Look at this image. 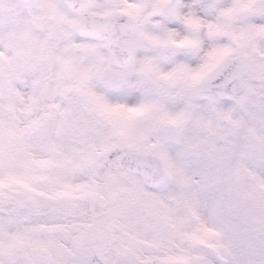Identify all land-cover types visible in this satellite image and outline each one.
Here are the masks:
<instances>
[{
	"label": "bare ground",
	"instance_id": "obj_1",
	"mask_svg": "<svg viewBox=\"0 0 264 264\" xmlns=\"http://www.w3.org/2000/svg\"><path fill=\"white\" fill-rule=\"evenodd\" d=\"M144 1L149 9L158 6L154 3L155 0ZM38 2L41 9L52 11L55 18L69 17L57 0ZM200 3L201 0H177L171 18L181 27L170 28L162 24L157 32H154L155 34L148 33L149 37L143 34L150 45V42H153L151 37L155 36L161 40L169 35L178 39L185 49L190 50L186 53L191 54L195 59L193 63L187 64L186 70L184 68L179 70L182 81H198L197 78L201 76L206 61L220 51H237L240 47L247 54L253 52L264 54V20L256 19L264 16V0L257 2L203 0L202 6L197 8L196 5ZM157 14L160 15V20L166 19L161 11H157ZM19 26L20 24L17 28ZM8 30L7 24L0 25L1 68L10 76L9 47L12 43L5 37ZM24 45L28 47L27 40L24 41ZM34 45V51L38 52V45ZM149 51H144L147 52L146 54L137 50L134 66L130 72L139 70L143 72L146 64L150 69L153 67L155 72L163 70V73L172 72L174 76L173 71L182 66L181 60L163 61L156 55L155 50ZM105 54L106 51L103 54L104 58H106ZM83 56L80 54L79 57L83 58ZM107 65H111L110 61H107ZM75 66L77 65L73 64V67ZM110 68V71L116 74L123 71L121 66L116 68L111 65ZM76 75L78 73L73 74L72 77ZM127 76L126 84L121 89L90 85L83 91V98L88 109L107 126V141H127L129 145L134 146L146 139L144 127L147 125L146 116L151 112L152 103L145 89H141L140 77L129 72ZM56 79L66 82L65 71L57 74ZM253 83H255L252 85L253 88H262L264 93V73ZM10 88L11 98L0 107V113L6 109L9 113L8 116L0 119V133H7L4 127L12 125L15 131H19L23 125L29 127L36 122L38 116L33 112V106L37 101L34 99L32 84L28 88L23 87L12 72V86L6 89ZM204 101L208 103V100ZM232 108L231 105L219 103L215 105V112L219 117L233 118L234 130H236L233 150H226L222 155L219 175L216 178L219 180L218 198L214 200L213 196L202 198L197 192L190 199L177 187L171 190L169 198L165 200L168 203L163 204L155 194L146 188H141L137 191V202L154 208L147 216L154 214L155 217L146 219V216L141 215V211L130 206L119 217L118 223L111 231L110 244L124 251L105 250L93 254L92 259H84L88 256L78 259L80 252L75 251V244L79 239L82 240L80 244L83 246L89 245L87 240L92 239L91 237H95L99 242L105 240L106 233L101 237L98 236L95 225L100 222L99 216L103 212L104 204L109 200L110 192L106 169H101L94 179L92 168L85 172L80 171L86 167L78 165L76 160L71 158L70 152L62 147L58 154L60 170L56 172L57 176L52 173L56 176L54 182L46 183L45 186L44 182L47 180L43 175L38 174L28 179L25 185L18 182L12 184L10 181L3 186L4 189H10L8 191L10 199H33L37 211L25 223H6L7 225L0 227V261L3 257L9 256L8 259H3L5 264H264V245L248 243L230 250L226 245L224 247L221 245V232L216 227V223L221 222L223 230L225 229L230 237L235 236L237 231L236 237L249 238L248 242L255 238L252 236L254 226L259 229L254 232L256 234L262 233L264 228V168L262 166L254 169L251 164H247L243 168L245 175L244 182L241 183L240 198L244 205H248L247 211L250 217L247 218L248 224L242 225V230L235 225L234 217L231 218L235 208L230 206L231 201L227 196L232 181L233 166L238 162L240 156L238 151L242 148L245 136L249 135V141L255 140L261 147L264 146V108H256L252 104L236 111ZM180 109L181 107H176L174 113L168 115L165 113V108V118L168 119L166 123H173ZM196 117L200 125L206 123L203 115L197 114ZM17 133L15 143L26 146L18 151L19 160L25 156L29 159L31 157L32 162H29L33 164L39 155L49 153V148L42 151V148H35L31 144L27 146L20 138L21 133ZM44 172L46 170H42L41 174ZM179 183L180 180L173 174L171 184L176 187ZM198 184L200 183L196 182L192 185ZM22 189H26V192L22 193ZM186 192L191 194V188ZM179 196L185 203L190 199L192 211H197L196 216L192 211L182 209L180 205L172 206L173 200ZM201 205L208 211L203 210ZM212 215L216 216L211 217ZM223 218H227L226 222ZM103 221L102 219L101 223ZM3 224L0 219V226ZM241 239L239 244L242 243Z\"/></svg>",
	"mask_w": 264,
	"mask_h": 264
},
{
	"label": "rangeland",
	"instance_id": "obj_2",
	"mask_svg": "<svg viewBox=\"0 0 264 264\" xmlns=\"http://www.w3.org/2000/svg\"><path fill=\"white\" fill-rule=\"evenodd\" d=\"M38 1L31 0L23 3L19 0H0V25L9 26L5 37L12 43L9 47L10 76L1 68L2 63L0 62V107L11 98V88L8 90L6 88L12 86V72H14L16 80L23 87L28 88L32 84L34 99L37 101L33 106V112L38 115L36 122L29 127L23 125L19 131H15L12 125L4 127L7 133H0V219L4 222L0 227L19 222L25 223L37 211L36 202L33 199H10L8 192L10 189H4L3 186L10 181L12 184L18 182L25 185L28 179L38 174L43 175L47 180L44 182L45 186L46 183L54 182L56 172L60 170L58 154L62 147L70 152L71 158L76 160L78 165L86 167L80 171H88L91 167L92 175L96 179L99 171L106 169L108 178L109 200L103 206V212L99 216L100 222L95 225V232L98 236L101 237L106 233L105 240L99 242L95 240V237H91L92 239L87 240L89 245L83 246L80 244L82 240L79 239L75 244V251L80 252L78 259L88 256L84 259L89 260L92 259L93 254H99L105 250L124 251L110 244L111 231L118 223L119 217L130 206L141 211V215L146 216V219L155 217L154 214L147 216L154 208L144 204L140 205L137 202V191L141 188H146L155 194V197L159 198L163 204L168 203L165 200L169 198L171 190L177 187L190 199L197 192L202 198H209V196H213V200L218 198L219 180L216 178L219 175L222 155L226 150H233L236 130H234L233 118L222 119L216 114L215 105L218 101L214 104L197 99L192 88L224 59H237L243 66V83L247 89V98L243 104L233 102L232 109L236 111L249 104L256 108H264L263 89L252 86L255 84L253 82L264 73V54L257 52L247 54L240 47L237 51L217 52L206 61L201 76L197 78L198 81L181 80L179 70L187 68L189 64L183 60H181L182 66L173 71L174 76L172 72L163 73V70L155 72L153 67L150 69L146 64L143 72L142 70L138 72L127 70L140 77L141 89H145L152 103L151 112L146 116L148 117L145 123L147 125L144 127L146 139L134 146L129 145L127 141L111 142L106 140L107 126L88 109L83 98V91L87 86L88 88L90 85L104 87L103 81L110 68L107 65V58L103 57L104 48L77 38L74 29L76 14L68 8L64 0L57 1L69 14V17L65 18L64 16L55 18L52 11L41 9ZM176 1L155 0L154 3L158 6L149 9L144 0H93L90 11L106 13L121 10L129 15L135 25L134 32L138 36L140 52L153 51L160 46L171 44L177 45L180 51L188 52L189 49H185L178 39L171 38L169 35L161 40L155 36L151 37L153 40L150 42L151 45L146 41V37H143L144 35L149 37L148 33L155 34L154 32L163 24L157 11H161L166 19L172 17ZM18 24H20L19 28H17ZM25 40L28 42V47L24 45ZM34 44L38 45V52L34 51ZM63 46L71 48L66 55L60 53V48ZM144 53L147 54V52ZM80 54L84 55L83 58L79 57ZM73 64L77 66L73 67ZM63 71L67 75L66 82L56 79V75ZM77 73L78 75L72 77ZM176 107H181L180 112L174 117L173 123H166L168 119L165 118V113L172 115ZM197 114L203 115L206 123L200 125ZM8 115L6 109L0 113V119ZM158 127H165L169 130L170 134L165 139L166 141L157 138L155 130ZM17 132L21 133L20 138L27 146L31 144L35 148H42V151L49 148V153L39 155L33 164L31 157L29 159L25 156L19 160L18 151L26 146L15 143ZM249 139V135L243 139L242 148L238 151L240 156L236 165L233 166L232 181L227 190L228 200L231 201L230 206L235 208L231 218L234 217V223L239 230H242V225L248 224L247 218L250 217L247 211L248 205H244L240 198L241 183L244 182L245 175L243 168L247 164H251L254 169L261 166L264 168V146L261 147L255 140L249 141ZM121 144L126 145L131 152L157 155L166 167L167 183L162 187L152 188L146 185L137 173L121 169L113 172L104 166L100 162L102 152L110 146ZM42 170L46 172L41 174ZM53 172L56 176L52 174ZM173 174L180 180L176 187L171 184ZM196 182L200 184L192 185ZM190 188L191 194H188L186 190ZM21 191L26 192V189ZM190 199L185 203L179 196L173 200L172 206L180 205L182 209L191 212ZM201 208L207 209L203 205ZM192 212L193 215H197L196 210ZM214 216L216 215L211 217ZM102 219L104 221L101 223ZM226 220L227 218H223L224 222ZM216 227L221 232V245L223 247L226 245L230 250L248 243L257 246L258 244L264 245V228L262 233L256 234L254 232L258 228L254 226L252 236L255 238L248 242L249 238H237V231H235V236L230 237L228 232L223 230L221 222H217ZM240 239L241 244L238 243ZM5 258L3 257L0 261L1 264L4 263ZM8 258L9 256L6 259Z\"/></svg>",
	"mask_w": 264,
	"mask_h": 264
},
{
	"label": "water",
	"instance_id": "obj_3",
	"mask_svg": "<svg viewBox=\"0 0 264 264\" xmlns=\"http://www.w3.org/2000/svg\"><path fill=\"white\" fill-rule=\"evenodd\" d=\"M24 2L30 0H22ZM67 4L76 12L82 14V17L78 23V31L85 36H90L94 38L104 39L107 37H115V31L112 29L113 25L117 23L123 25L122 29L128 33L126 37L129 38L130 33L133 29L130 21H127L126 17L121 16L120 13L109 14L106 16H99L87 13V5L90 0H65ZM121 17H124L121 18ZM131 41V40H130ZM62 54L69 52V48L65 47L60 50ZM176 53L175 46H166L162 47L158 51V56L162 60H166ZM132 50L128 53L126 57L129 61L131 58ZM222 65H236L241 72L240 86L242 88V94L239 100L236 102L242 103L245 100L246 90L242 85V66L235 59H226L219 66ZM211 75V74H210ZM209 75V76H210ZM208 76V77H209ZM207 77V78H208ZM206 78V79H207ZM205 79V80H206ZM203 80L200 85L196 88V94L198 97H206L210 101H216L213 98L209 97L206 93L202 91V84L205 81ZM123 76L114 78L113 75H110L106 80V85L110 88H120L122 85ZM159 132V131H158ZM162 138L161 135H159ZM101 161L103 164L110 167L111 171H115L118 167L125 169L130 172H139L142 179L149 185L153 187H159L163 185L166 180V172L163 165L156 157L150 156L148 154H131L129 149L126 146L120 147H111L107 149L101 155Z\"/></svg>",
	"mask_w": 264,
	"mask_h": 264
},
{
	"label": "snow or ice",
	"instance_id": "obj_4",
	"mask_svg": "<svg viewBox=\"0 0 264 264\" xmlns=\"http://www.w3.org/2000/svg\"><path fill=\"white\" fill-rule=\"evenodd\" d=\"M203 0L196 7L202 6ZM257 20H264V16L256 17ZM163 24L170 28L179 29L181 25L172 18L162 21ZM173 60H183L188 63L194 62V57L184 51H176L172 57ZM241 72L236 65H222L211 73V75L203 82L202 91L209 97L218 101L221 105H231L234 101L240 99L242 88L240 86Z\"/></svg>",
	"mask_w": 264,
	"mask_h": 264
},
{
	"label": "flooded vegetation",
	"instance_id": "obj_5",
	"mask_svg": "<svg viewBox=\"0 0 264 264\" xmlns=\"http://www.w3.org/2000/svg\"><path fill=\"white\" fill-rule=\"evenodd\" d=\"M137 37H138L137 34L134 32V41H135V45L138 47ZM112 48H113V43H112V42L110 43L109 41H106V42H105V49H106V51H107V53H108V59H109V61L111 62V64L113 65L114 61H113V59H112V57H111Z\"/></svg>",
	"mask_w": 264,
	"mask_h": 264
}]
</instances>
